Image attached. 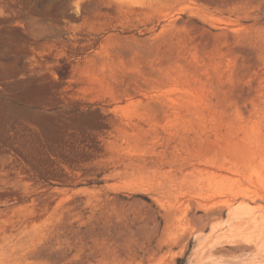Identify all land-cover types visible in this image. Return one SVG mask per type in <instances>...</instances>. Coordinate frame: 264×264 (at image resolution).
Listing matches in <instances>:
<instances>
[{
    "label": "rangeland",
    "instance_id": "374dc122",
    "mask_svg": "<svg viewBox=\"0 0 264 264\" xmlns=\"http://www.w3.org/2000/svg\"><path fill=\"white\" fill-rule=\"evenodd\" d=\"M262 227L264 0H0V264H264Z\"/></svg>",
    "mask_w": 264,
    "mask_h": 264
},
{
    "label": "bare ground",
    "instance_id": "6f19581e",
    "mask_svg": "<svg viewBox=\"0 0 264 264\" xmlns=\"http://www.w3.org/2000/svg\"><path fill=\"white\" fill-rule=\"evenodd\" d=\"M255 229H256V227H255ZM261 229H263V230H264V227H262ZM261 232H262V234H263V232H264V231H261Z\"/></svg>",
    "mask_w": 264,
    "mask_h": 264
}]
</instances>
